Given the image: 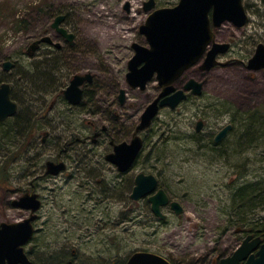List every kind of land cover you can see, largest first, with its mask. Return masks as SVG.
Segmentation results:
<instances>
[{
    "label": "rangeland",
    "instance_id": "374dc122",
    "mask_svg": "<svg viewBox=\"0 0 264 264\" xmlns=\"http://www.w3.org/2000/svg\"><path fill=\"white\" fill-rule=\"evenodd\" d=\"M142 1L0 0V79L14 81L20 92L26 85L23 78L33 79L36 67L53 57L45 44L26 53L27 46L44 35L64 50L57 62L56 86L64 89L74 74L93 78L83 85V107L63 106L58 89H48L51 93L37 95V102L26 99L18 117L0 128V222L28 216L29 211L12 206L11 200L29 189L30 181L41 200L33 236L24 245L31 264H125L135 251L157 253L175 264H207L213 256L230 254L243 239L229 227L225 212L232 211L235 186L264 178V137L244 135L236 121L264 105V69L245 68L256 45L264 44V0H244L249 22L243 27L226 22L215 29L217 41L230 42L229 51L218 57L224 64L208 72L197 66L184 72L174 85L182 87L187 78H194L203 82L202 94L188 93L173 110L161 108L140 132L143 146L133 167L120 174L104 159L110 136L116 140L118 134L116 142L128 141L144 107L160 90L154 78L143 90L126 83L131 44L147 45L139 32L146 17ZM177 2L155 0V6ZM96 8H104L115 17V25L123 26L119 39H108V32L94 33L96 26L85 22L87 11ZM57 14L65 15L62 26L74 34L73 45L51 28ZM6 61L13 63L8 71L2 66ZM120 89L125 91L123 104L118 102ZM24 118L30 124L19 127ZM198 120L203 126L196 132ZM228 123L232 130L222 145L212 147L214 135ZM97 130L103 134L92 143L90 136ZM69 133L85 142L62 154L63 172L44 175L45 161L55 159L57 144L64 145ZM139 172L153 174L183 212L175 215L165 207L166 218L159 220L146 198L131 200ZM255 213L264 216V206Z\"/></svg>",
    "mask_w": 264,
    "mask_h": 264
},
{
    "label": "water",
    "instance_id": "95a60500",
    "mask_svg": "<svg viewBox=\"0 0 264 264\" xmlns=\"http://www.w3.org/2000/svg\"><path fill=\"white\" fill-rule=\"evenodd\" d=\"M127 4V3H126ZM154 0H148L143 7L150 11L154 7ZM212 9L211 21L209 10ZM64 14L53 18L50 26L70 45L74 35L62 26ZM231 22L236 28L248 23L249 17L244 9L242 0H178L171 7H158L146 16L139 26V32L146 38L147 45L133 42V55L127 61L126 83L132 88L143 90L153 78L159 87L158 94L144 107L138 123L134 127L129 141L113 142L112 150L104 155V159L113 165L119 173L128 172L134 165L143 146L140 132L147 129L161 108L175 109L187 93L200 96L203 82L194 78H187L182 87L174 83L193 66L199 71L208 72L217 65L224 63L218 56L228 52L230 45L227 42L216 41L214 28L224 22ZM41 43L53 44L55 48L60 43L53 42L51 37L44 35L32 41L26 48L31 55ZM8 71L13 63L6 61L2 64ZM245 68L251 71L264 69V44L258 43L253 54L247 59ZM92 81L89 73L74 74L63 89V97L71 106L78 105L83 99L84 83ZM11 86L7 82L0 84V122L16 114L18 106L10 97ZM125 101V91L120 89L119 104ZM203 121L198 120L195 131L199 132ZM232 128L230 123L223 126L215 135L214 142L224 139ZM105 130V126L101 127ZM100 131L94 132L91 142L94 143ZM68 142L66 145H70ZM44 175H57L63 172L66 165L57 155L55 160L44 163ZM129 198L139 201L146 198L151 213L159 220H165L162 209L166 206L175 214L183 212V207L177 200H171L165 190L158 186V180L153 174L137 173L133 178V185ZM14 207L29 211L27 217L15 222H0V264H30V259L24 252V245L29 242L34 233L33 221L41 206V200L34 191L32 184L21 196L11 200ZM66 264H73L68 260ZM125 264H171L165 257L149 252L135 251L126 260ZM218 264H264V241L258 236L247 234L239 245L228 255L222 256Z\"/></svg>",
    "mask_w": 264,
    "mask_h": 264
},
{
    "label": "trees",
    "instance_id": "16d2710c",
    "mask_svg": "<svg viewBox=\"0 0 264 264\" xmlns=\"http://www.w3.org/2000/svg\"><path fill=\"white\" fill-rule=\"evenodd\" d=\"M63 52L64 50L62 47L58 49H50V52H48V54L53 56L52 59L44 60L39 66L36 67L38 71L35 73L36 75L33 77V79H28L26 77L23 78V81L24 83H26V85H22L23 87L20 92L15 90L14 81L8 80L7 77L6 79H0L1 82H8L11 85V99L17 103L18 109L26 99L34 100L35 102H37V100H39L37 98V95H42L43 93H51L48 89H50L51 91L58 89L57 93L60 98L59 103H61L63 106L71 109L81 108L84 106V99L87 98L84 91L82 101L77 106H70L65 102L62 95H60L59 93L63 90L64 86H56L58 78L57 75H55V72H60V67L58 66L57 62L61 56L62 58H64ZM53 81L55 84L52 83ZM48 85L49 88H43L44 86L46 87ZM44 102L45 100H43V103ZM248 113L249 114H247L246 117L244 115L243 118H238V120H236L239 123L240 129L245 132L244 135H252V139L257 140L258 138L264 137V105L256 107ZM15 117H18L17 113L14 116L1 122L0 128L5 127ZM20 122L21 123L19 124V127L24 125L25 123H27L26 125L28 127V125L30 124L29 120L26 118H24ZM107 132L108 128H106L105 134H107ZM118 137L120 136H118L117 134L113 139L117 140ZM76 138H78V140ZM111 139L112 137L110 136V140ZM63 140L65 143L72 142V144L67 146V151L68 149H70V147H73V145L80 142V138L72 135L71 133L66 134ZM116 140L113 141L116 142ZM222 142L223 141L214 143V140L212 139L210 143L213 145L212 147H216L218 145H222ZM57 147L59 152H66L63 151V145L59 146L57 144ZM230 201L232 202V211L225 212V215L228 217V220L226 222L229 227L232 226L233 232L240 238L246 236L247 234H252L253 236L260 237L262 241H264V216H259L255 213L257 207L264 206V178L246 181L235 186L232 189ZM217 263L218 258L213 256L207 264ZM171 264L175 263L171 262Z\"/></svg>",
    "mask_w": 264,
    "mask_h": 264
},
{
    "label": "bare ground",
    "instance_id": "6f19581e",
    "mask_svg": "<svg viewBox=\"0 0 264 264\" xmlns=\"http://www.w3.org/2000/svg\"><path fill=\"white\" fill-rule=\"evenodd\" d=\"M87 12L88 15L84 19L87 24L96 26V28L93 30L94 33L100 35L101 32H108V34H112V36L108 39H119L120 32H122L121 29H123V26L114 24L116 21L114 22V20L112 19L115 17L109 16L104 8H96ZM103 35L104 38L107 39L106 35Z\"/></svg>",
    "mask_w": 264,
    "mask_h": 264
},
{
    "label": "flooded vegetation",
    "instance_id": "af4514ba",
    "mask_svg": "<svg viewBox=\"0 0 264 264\" xmlns=\"http://www.w3.org/2000/svg\"><path fill=\"white\" fill-rule=\"evenodd\" d=\"M148 0H143L142 1V3H141V6H142V12L144 13V14H146V16L149 14V12H151L153 9H155V8H157V6H155L154 5V7H152V9L150 10V11H145L144 9H143V7L146 5V2H147ZM154 2H155V0H154ZM242 3H243V6H244V9H245V11H246V13H247V15H248V12H249V9H247V6H246V3H244V0H242ZM124 9L128 12L129 10H130V6H129V3H125V5H124ZM209 18H210V21H211V14H212V9H210L209 10ZM249 17V16H248ZM146 18V17H145ZM145 20V19H144ZM227 23H230L232 26H234L231 22H228V21H226ZM226 22H224V23H226ZM249 22V21H248ZM224 23H222L219 27H216V28H214L213 26H212V22L210 23V26H211V28L213 29V31L215 32V29H219ZM141 25V24H140ZM235 27V26H234ZM236 28V27H235ZM58 37L60 38V40H62L63 39V37L61 36V35H59L58 34ZM64 40V39H63ZM216 40V39H215ZM217 41V40H216ZM221 42H227V43H229V45H230V42H228V41H221ZM46 45H48V48H50V49H52V47H53V45L51 44V45H49V44H46ZM54 48V47H53ZM262 70V69H261ZM230 130H232V128L230 129ZM229 130V131H230ZM228 131V132H229ZM103 134V133H102ZM101 134V135H102ZM228 134V133H227ZM101 135H99V136H101ZM227 136V135H226ZM225 136V137H226ZM224 137V138H225ZM224 140V139H223ZM223 140H221V141H223ZM110 141H112V140H109V145H110V150L108 151V152H110L111 150H112V145L110 144ZM220 141V142H221ZM80 142L83 144L85 141L84 140H81L80 139ZM68 142H64V148H63V151H66V148H67V146L68 145H66ZM219 143V142H218ZM108 152H106V153H108ZM105 153V154H106ZM62 154H63V152H59L58 151V153L56 154V157H57V155H59V157H60V159H61V156H62ZM56 157H55V159H56ZM54 159V160H55ZM61 160H63V159H61ZM64 161V160H63ZM106 161V160H105ZM107 162V161H106ZM108 163V162H107ZM65 165H66V163H65ZM111 165V164H110ZM113 166V165H112ZM114 167V166H113ZM66 169V168H65ZM116 169V168H115ZM44 170H45V166H44ZM118 172V171H117ZM43 174H44V171H43ZM120 174H124V173H120ZM33 184V180L32 181H30V187H31V185ZM34 185V184H33ZM166 207H168V206H166ZM169 208V207H168Z\"/></svg>",
    "mask_w": 264,
    "mask_h": 264
}]
</instances>
